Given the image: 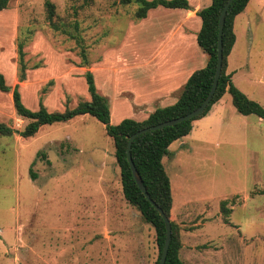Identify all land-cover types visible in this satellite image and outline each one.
I'll use <instances>...</instances> for the list:
<instances>
[{
  "label": "rangeland",
  "instance_id": "obj_1",
  "mask_svg": "<svg viewBox=\"0 0 264 264\" xmlns=\"http://www.w3.org/2000/svg\"><path fill=\"white\" fill-rule=\"evenodd\" d=\"M137 8L120 0H12L0 12V73L11 89L18 84L28 110L72 109L89 100L85 72L99 77L103 64L133 65ZM256 12L234 86L264 108V4ZM95 86L104 97L101 82ZM213 111L162 159L181 258L264 264V120L238 114L229 95ZM28 122L11 93L0 92V123L22 131ZM157 255L154 230L124 200L113 141L95 118L43 125L30 138L0 136V264H154Z\"/></svg>",
  "mask_w": 264,
  "mask_h": 264
},
{
  "label": "trees",
  "instance_id": "obj_2",
  "mask_svg": "<svg viewBox=\"0 0 264 264\" xmlns=\"http://www.w3.org/2000/svg\"><path fill=\"white\" fill-rule=\"evenodd\" d=\"M12 0H0V12L7 8ZM227 0H211L210 5L200 9L196 15L201 21L200 29L196 36L199 49L207 56L205 67L194 71L183 86L178 100L171 106L158 108L143 121L123 119L118 124L110 123L108 102L105 97L96 91L93 75L90 71L84 73V79L89 95L88 101L79 102L74 108H66L63 112H48L40 103L37 111H30L21 102L18 84L11 89L7 86L4 76L0 73V92L11 93L13 108L17 116L29 120L22 131H17L0 123V136L19 135L21 138L33 137L43 125L67 123L79 116L89 115L103 126L106 134L112 139L114 157L120 173L122 195L126 203L133 206L140 214L142 220L152 226L155 233V243L158 251L154 264H158L165 239V225L158 212L146 200L133 180L130 167L126 158V144L129 136L135 132L165 121L184 116L198 108L209 94L213 75L216 67L217 26L219 14ZM249 0H234L229 6L222 33V65L214 95L206 110L192 120L165 127L161 130L145 133L138 136L132 143L131 159L139 174L143 186L150 199L163 211L170 220L172 208V195L169 178L164 170L162 159L169 155V146L186 137L192 130L193 122L205 117L211 107L216 104L225 93L231 98V104L236 112L242 116L255 115L264 120V108L250 100L231 82V75L226 73L227 57L233 47L235 36L233 33L234 18L246 7ZM123 5L134 3L138 6L135 18H145L147 12L157 7L165 9L189 10L186 0H120ZM48 18L54 16V6L45 2ZM19 76L18 82L24 80L25 64L23 44L17 46ZM81 62L88 65L84 49L80 52ZM33 164V163H32ZM31 164V166H32ZM32 179L35 176L31 172ZM226 201L221 202L222 209ZM225 211V210H224ZM171 241L164 264H184L179 258L181 244L176 232V225L170 221Z\"/></svg>",
  "mask_w": 264,
  "mask_h": 264
},
{
  "label": "crops",
  "instance_id": "obj_3",
  "mask_svg": "<svg viewBox=\"0 0 264 264\" xmlns=\"http://www.w3.org/2000/svg\"><path fill=\"white\" fill-rule=\"evenodd\" d=\"M186 1L190 6L189 10L157 7L149 10L145 18L138 20L131 38L133 65H127L125 61L119 66L113 63L103 64L100 76H93L94 83L99 84L100 81L105 92L104 97L108 102L112 125L126 118L140 122L156 109L173 105L180 97L189 76L205 67L207 56L196 43V36L201 26L196 13L209 6L211 0ZM263 4L264 0H249L245 9L234 18L235 41L227 57L226 68V73L231 75L233 85H235V75L247 63V58L244 57L241 49L244 45L245 27L249 32L253 14L257 15L256 8L259 9ZM132 69L135 72L134 82H130L131 79L128 78V71ZM225 95L228 94L225 93L208 113L214 112L213 109H216ZM104 193L109 194L103 191V198ZM108 202L106 208L109 207ZM113 206L116 207L118 204ZM179 258L187 264L181 258V249Z\"/></svg>",
  "mask_w": 264,
  "mask_h": 264
},
{
  "label": "water",
  "instance_id": "obj_4",
  "mask_svg": "<svg viewBox=\"0 0 264 264\" xmlns=\"http://www.w3.org/2000/svg\"><path fill=\"white\" fill-rule=\"evenodd\" d=\"M233 1L234 0H227L226 3L224 4L220 14H219L218 26H217L216 67H215V71H214V75H213L211 90H210L209 94L207 95V97L205 98V100L202 102V104L198 108H196L195 110H193L192 112H190L184 116H181V117L169 120V121H165L163 123H160V124L148 127V128L141 129V130L135 132L134 134H132L131 136H129V138L127 139L126 158H127L128 165L130 167V171H131L133 180L135 181L137 187L142 192V194L144 195L146 200H148V202L152 205V207L158 212L159 216L161 217V219L163 220L164 225H165V239H164V244H163V248L161 251V255H160L158 264H164L165 263L166 256L168 253L169 244L171 241L170 220L163 213V211L150 199L145 187L143 186L141 178H140L139 174L137 173L135 166H134L132 159H131V153H130L131 145H132L133 141L140 135H143V134L149 133V132H154L157 130H161L165 127L174 126L176 124H180V123L188 121V120H192V119L196 118L197 116H199L200 114H202L206 110V108L208 107V105H209V103H210V101L214 95L215 88L217 85V81H218L220 73H221L223 26H224V20H225L226 12H227L229 6L232 4Z\"/></svg>",
  "mask_w": 264,
  "mask_h": 264
}]
</instances>
